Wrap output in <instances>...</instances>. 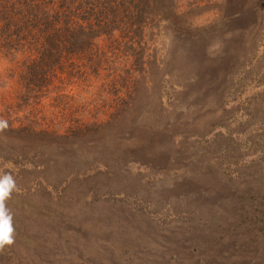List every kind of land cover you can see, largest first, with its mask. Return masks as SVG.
Returning a JSON list of instances; mask_svg holds the SVG:
<instances>
[{"label": "rangeland", "instance_id": "1", "mask_svg": "<svg viewBox=\"0 0 264 264\" xmlns=\"http://www.w3.org/2000/svg\"><path fill=\"white\" fill-rule=\"evenodd\" d=\"M171 2L51 69L0 35V264H264V0Z\"/></svg>", "mask_w": 264, "mask_h": 264}, {"label": "trees", "instance_id": "2", "mask_svg": "<svg viewBox=\"0 0 264 264\" xmlns=\"http://www.w3.org/2000/svg\"><path fill=\"white\" fill-rule=\"evenodd\" d=\"M18 1L23 7L17 11L25 15L23 18L8 12L12 9L11 3H0V14L2 9L6 10L3 18L5 24L0 30L4 46H20L19 41L26 42L25 38L30 37L26 44L33 40L34 46H28L37 50L40 58L36 59L35 63L38 65L42 62L49 66L48 69H51L54 63L50 61L61 59L63 49L71 54L75 53L76 49L93 47L97 36L110 33L117 27H135L142 30L147 23L148 14L159 9L160 17L166 18L167 10L172 9V0H36L37 3H34V0H21L26 3ZM78 18L83 19L85 24L79 23ZM25 24L26 28L23 26ZM130 47L134 48L135 45L132 43ZM35 71L34 74L38 75L39 71Z\"/></svg>", "mask_w": 264, "mask_h": 264}, {"label": "bare ground", "instance_id": "3", "mask_svg": "<svg viewBox=\"0 0 264 264\" xmlns=\"http://www.w3.org/2000/svg\"><path fill=\"white\" fill-rule=\"evenodd\" d=\"M184 53H185V52H184ZM190 53H191V52H190ZM189 55H190V54H189ZM170 56H171V55H170ZM187 57H188V56H187ZM185 59H186V58H185ZM192 61H193V60H192ZM199 61H200V60H199ZM184 62H185V61H184ZM184 64H185V63H184ZM186 64H187V63H186ZM187 65H188V64H187ZM193 65H194V64H193ZM172 66H173V65H172ZM181 66H182V64H181ZM181 66H180V67H181ZM189 66H190V64H189ZM192 67H193V66H191V69H192ZM181 69H182V68H181ZM183 69H184V68H183ZM185 69H186V68H185ZM191 69H190V70H191ZM192 71H193V70H192Z\"/></svg>", "mask_w": 264, "mask_h": 264}]
</instances>
